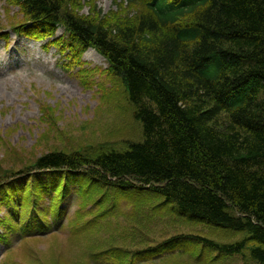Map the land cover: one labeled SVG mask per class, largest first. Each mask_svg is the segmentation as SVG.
I'll use <instances>...</instances> for the list:
<instances>
[{"label": "trees", "instance_id": "trees-1", "mask_svg": "<svg viewBox=\"0 0 264 264\" xmlns=\"http://www.w3.org/2000/svg\"><path fill=\"white\" fill-rule=\"evenodd\" d=\"M4 1L23 15L12 27L17 33L43 40L61 27L51 44L70 49L68 58L98 51L106 74L123 84L141 134L123 148H53L0 169V210L7 208L0 242L13 231L63 230L65 202L75 192L82 210L68 216L73 237L90 236L86 215L120 216L113 209L127 199L123 215L136 223L127 242L142 244L151 239V196H163L160 205L178 207L166 211L173 222L240 236L222 242L183 234L217 261L264 264V0H113L116 9L106 13L89 2L87 14L86 0ZM89 204L98 209L86 212ZM94 234L107 248L91 244L84 250L91 261L101 253L120 257L102 232Z\"/></svg>", "mask_w": 264, "mask_h": 264}, {"label": "rangeland", "instance_id": "rangeland-1", "mask_svg": "<svg viewBox=\"0 0 264 264\" xmlns=\"http://www.w3.org/2000/svg\"><path fill=\"white\" fill-rule=\"evenodd\" d=\"M89 2L103 13L116 9L113 0H86L81 13H88ZM23 21L18 7L0 0V169L19 168L53 148H123L128 140L140 139V126L133 118L124 86L106 74L105 59L92 48L82 52L78 60L70 59V49L63 51L61 45L51 44L63 34L62 28L55 38L39 41L12 29ZM46 107L51 108L50 115ZM163 200V196H151V239L135 244L127 242L136 225L123 215L129 213L127 199H121L113 209L124 211L120 216L105 213V217L94 220L92 215H86L84 222L92 231L88 233L91 237H73L67 221L80 208V198L72 192L71 199L65 202V228L48 235L25 237L17 231L9 232L8 245L0 242V264H83L84 257L89 259L84 250L87 252L94 243L105 245L102 237L96 240V235H92L96 232H102L120 257L115 258L108 251V255L101 253L104 257L100 259H89L91 264H257L240 256L217 261L216 252L207 251L201 241L183 234L194 230L222 242L240 236L227 237L224 230L175 223L166 211L175 212L178 207L172 202L160 205ZM96 208L90 204L85 207L86 212ZM6 213L7 208L2 207L0 218ZM4 232L0 225V234ZM114 233L116 239L111 237ZM119 237L122 241H118Z\"/></svg>", "mask_w": 264, "mask_h": 264}]
</instances>
